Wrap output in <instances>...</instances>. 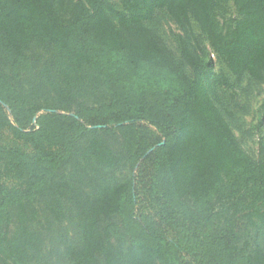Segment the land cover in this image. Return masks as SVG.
Returning a JSON list of instances; mask_svg holds the SVG:
<instances>
[{
	"label": "trees",
	"instance_id": "trees-1",
	"mask_svg": "<svg viewBox=\"0 0 264 264\" xmlns=\"http://www.w3.org/2000/svg\"><path fill=\"white\" fill-rule=\"evenodd\" d=\"M121 2L0 0V137L13 140L0 144V264H27L43 241L37 204L64 200L79 226L65 247L71 264H264V245L240 240L264 227V138L255 160L217 94L229 77L212 69L216 53L239 80L264 82V0ZM231 2L239 17L222 21ZM158 10L185 32L179 54L149 25ZM193 21L212 50L191 40ZM35 48L99 69L114 101L76 112L40 104L23 82L43 63ZM98 130L121 132L126 153ZM125 158L138 174L94 196L59 176L68 161L114 168ZM140 189L162 207L144 208Z\"/></svg>",
	"mask_w": 264,
	"mask_h": 264
},
{
	"label": "rangeland",
	"instance_id": "rangeland-1",
	"mask_svg": "<svg viewBox=\"0 0 264 264\" xmlns=\"http://www.w3.org/2000/svg\"><path fill=\"white\" fill-rule=\"evenodd\" d=\"M110 1L117 7L122 6L121 0ZM237 17L239 14L233 2L229 4L228 10L221 14L222 21ZM149 25L179 54L180 39L182 35H185V32L165 10H158L154 18L149 21ZM191 40L212 50L207 37L195 21L192 24ZM34 51L36 52L35 58H40L43 63L30 74H25L23 82L28 87L27 91L32 93L31 95L40 104L47 107H58L61 102L71 108L72 112H76L82 104L88 107H101L108 106L114 101L112 92L99 69L88 65L81 69L68 59L66 60L64 55H57V53L44 48H35L32 52ZM212 57L213 72L225 73L231 83V85L219 84L216 87L222 106L232 110V114H226L228 120L242 147L255 160H260L261 140L264 138V82H257L249 76L239 80L227 65L217 58L216 53H213ZM115 58L109 61V66L117 65L114 64ZM46 62L54 63L51 65V69L44 68ZM132 79L135 82V78ZM34 85L35 90L31 92ZM7 111L12 117L11 110L7 108ZM145 124L153 134L160 133L154 124ZM92 134L96 135V132L94 131ZM98 134L110 141L118 150L125 152L123 143H121L123 140L121 132L98 130ZM12 142V135L9 131L0 137V144L10 146ZM25 148L29 150V147ZM76 166L78 165H75L74 161H68L65 167L59 170V176L76 183L78 192L84 197L97 195L102 192L105 186L127 180L139 172L138 167L132 168L128 158H125L121 165L114 168L100 167L90 159L84 160V169ZM149 171L150 168L146 171L147 181ZM137 195L139 203L144 208L147 207L149 210L155 211L162 207V204L157 203L154 198L145 196L141 189ZM77 223L76 210L69 200H64L61 206H55V208L46 202L38 203L33 227L41 234L43 241L40 250L27 264H71L65 247L67 244L78 242L79 226ZM240 240L242 244L250 240L251 244L259 241L264 245V227L250 231L249 229L244 230Z\"/></svg>",
	"mask_w": 264,
	"mask_h": 264
}]
</instances>
